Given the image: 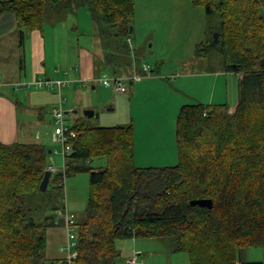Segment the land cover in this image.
I'll return each instance as SVG.
<instances>
[{
    "label": "trees",
    "instance_id": "16d2710c",
    "mask_svg": "<svg viewBox=\"0 0 264 264\" xmlns=\"http://www.w3.org/2000/svg\"><path fill=\"white\" fill-rule=\"evenodd\" d=\"M189 1L220 19L219 37L207 28L195 54L221 53L224 69L238 77L237 106L184 105L176 120L178 163L168 167L136 166L133 123L88 127L68 119L76 137L63 149L58 172L45 144L0 143V264H44L49 230L66 228L60 213L74 216L76 264H119V241L163 238L190 264H264L242 258L248 248L264 251V0ZM77 5L88 7L103 41V66L115 77L131 74L135 0H7L0 1V16L15 14L26 36L44 32L48 10L62 17ZM63 87L53 90L61 94ZM97 158L106 165L93 167ZM78 174L90 177L82 222L63 197L65 179ZM52 192H60L62 205L51 204ZM196 200H211L213 208L192 206ZM67 245L68 239L65 254Z\"/></svg>",
    "mask_w": 264,
    "mask_h": 264
},
{
    "label": "rangeland",
    "instance_id": "374dc122",
    "mask_svg": "<svg viewBox=\"0 0 264 264\" xmlns=\"http://www.w3.org/2000/svg\"><path fill=\"white\" fill-rule=\"evenodd\" d=\"M135 4V17L132 24L135 31L132 34L133 42L131 45L133 53L132 55L130 54L131 58L134 59V68L137 67L143 72L145 71V66H148L155 71V76H161L162 82L160 80L153 83L145 82L144 84L135 82L134 85L125 83L128 92L126 94H117L112 92V89L107 90L99 82L102 74L105 71H109L106 65L100 66L99 61H96L95 69L98 70V73L94 86L90 84L87 88H82L80 85L76 90L70 91L63 89L61 94L66 100L63 110L65 112L69 111L68 119L72 123L81 122L85 123L88 127L126 126L133 123L138 145L139 141L141 144L143 143L145 150L151 147V145L146 143L154 141L151 137L156 132L161 134L164 129L167 132V136H163L168 137L173 134L170 124L172 119L168 123L160 125V113L157 111L164 103L165 106L161 108L168 107L167 118H171L173 115L169 111L170 108H174L172 97L168 102V95L161 92L167 91L166 83L175 85L174 81L190 68L195 71L203 68H210L215 71L221 70L224 67V60L217 49L211 50L210 55L202 59L196 58L195 54L196 46L204 42L208 37L205 34L207 28L213 31V37L217 33L220 27V19L217 14L208 15L203 8L194 7L189 0H135ZM71 12L65 13L61 17L50 10L47 11L46 25L49 31H54V34L48 35L47 40L50 44L47 46L48 50H52L56 57L57 55L64 57L68 54L71 60L77 58L80 50L93 55L95 44L94 35L92 34H94L97 28L91 19L88 7H79L77 5L76 8L72 7ZM74 26L77 29L73 30ZM61 28L66 32L60 34L58 29ZM28 37L29 35L26 36V38ZM55 42L62 44L61 49ZM67 66L66 70L70 69V65L67 64ZM146 73L149 76L150 71H146ZM145 77L144 73H142V79ZM234 77L236 79L235 75ZM183 81L187 82L185 78H183ZM189 82L192 83L190 80ZM222 82L223 80L221 79L219 83ZM213 86L214 78H209L205 80V83L200 85V88L194 94H196L199 100H206L210 96L207 90L209 88L212 94L214 90ZM93 87L95 88L93 89ZM31 90L40 93L51 92L52 94H58L57 92H52L50 89L38 91L36 88H31ZM220 90L221 88L217 86V93ZM229 93V101L224 100L221 93L218 94L219 97L216 101L224 100V102L229 104V107L235 108L238 103V91H235L234 88L232 90L230 87ZM115 95L124 97L116 101L114 100ZM110 103H114V107L116 105L117 108L110 107ZM24 105L26 108L20 107L19 109L21 119L31 125L35 117L32 118V116H27L25 113L23 116L24 109H29L31 115L34 116L37 112L31 109L33 107L28 105L27 102ZM54 107L60 108L59 101L55 103ZM54 107L48 106L45 109L47 113H50ZM86 111H94V117H86ZM27 118L29 119L27 120ZM161 120L163 121L162 118ZM49 123H44L47 130L43 131L49 135L44 144L52 151V154H49L48 162L54 167V171L58 172L64 168L63 147L62 144L54 142L55 124ZM154 148L158 149L157 152H154L155 158L159 154L162 157L160 160L158 158L153 160L152 165L162 167L164 164L172 166L178 163V154L175 163L172 161H167V163L162 161L164 160V156L170 153V142L159 141V146L155 145L153 146ZM135 164L138 167L142 166L137 160H135ZM144 164L142 167H144ZM105 165L106 159L104 158H97L92 162V166L95 168L104 167ZM64 189L63 197L66 208L77 216L78 222H82L85 219V210L90 190L89 174H78L66 178ZM51 195L53 196L51 204L62 205L61 200L59 201L60 192H52ZM62 228L51 229L48 232L47 261L44 264H53L51 259L61 258V255L62 257H66V254L61 249L65 244L62 238L67 241V231H65L66 228H63L65 232V236H63ZM58 232L61 233V236L54 235V233ZM144 241H147L151 247L147 251L142 250L143 260L141 264H190L189 256L186 253L174 251V243L171 239H142L143 248L146 244ZM127 244H130L129 248ZM118 248L122 254V261L119 264H126L127 258H130L134 254L133 241H119ZM242 258L249 261H263L264 251L260 248H248L242 252ZM125 259L126 261L123 263Z\"/></svg>",
    "mask_w": 264,
    "mask_h": 264
},
{
    "label": "crops",
    "instance_id": "0c3cea01",
    "mask_svg": "<svg viewBox=\"0 0 264 264\" xmlns=\"http://www.w3.org/2000/svg\"><path fill=\"white\" fill-rule=\"evenodd\" d=\"M7 1V0H0ZM136 9V4H135ZM77 29L74 26L73 30ZM60 34L65 33L64 29H58ZM135 31V30H134ZM54 34V31H49L47 25L44 28V32H32L29 33V37L22 36L21 30L18 28L16 15L13 13H5L0 16V143L13 145L16 143H40L44 144L45 141L49 138V135L43 130L46 129L44 123L50 122L49 124L54 123L53 112L59 107H54L55 103L59 101L60 107L65 104L66 100L62 94H52L51 92L40 93L37 91H32L31 88L34 87V83L36 80H50V81H61L66 80L69 81L70 84H66L63 89L76 90L78 86H82V88H87L88 85H93L96 82V77L98 70L95 69L96 61H99L100 66H103L105 61V51L103 48V41L101 37L98 35V31L94 32L93 39L95 44V51L93 55L84 53L83 50L79 51V54L76 59L71 60L68 54L64 57L55 55L52 50H48L47 46H49L48 35ZM206 34V33H205ZM133 42V40H132ZM55 44L61 49L62 44ZM65 46V45H63ZM82 49V48H80ZM50 64V65H49ZM67 64L70 65V69L66 70ZM62 69V71H61ZM102 72V71H101ZM99 72V73H101ZM141 69L135 67L131 74H126L123 77L127 78V83L134 85L135 82H139L138 84H144L145 82H156L160 80L161 76H155V74L146 75L144 79H142ZM108 74L114 76L112 73L105 71L102 75ZM183 78L187 80L183 81ZM209 78H214V90L211 94L209 88L207 90L208 98L206 100H199L195 92L198 91L200 85L205 83V80ZM142 79V80H141ZM223 80L222 83H219L220 80ZM192 81L191 82H189ZM164 82V81H163ZM166 83V82H165ZM175 85H170L166 83L167 91H161L168 95V102L171 100L174 102V108H170V113H173L171 118H167L168 115V107L161 108L165 106L164 103L161 107L157 109L160 113V125H164L170 121L173 134L167 136V132L163 129L162 133L158 132L151 138H153V142H148L146 144L151 145L144 150L143 143L141 144L139 141V145L137 139L135 137V160L139 161L140 165L144 167H157L158 165H152V161L158 158L161 159L162 155L159 154L155 158L154 152H157L158 149L153 146L158 145L159 141H168L170 142V153L164 156V160L172 161L175 163V159L177 156V147H176V120L179 114L180 109L186 104L193 103H203L207 105L211 104H227L224 102L229 101L228 95L230 94V87L238 91V77H234V74L228 73L224 67L221 70H212L210 68H203L197 71L193 69H189L187 72L182 73L175 81ZM17 84H28L27 88H21L20 90L14 91L13 86ZM164 84V83H163ZM217 86L221 88V90L217 93ZM95 87H93L94 89ZM37 89V88H36ZM62 89V91H63ZM110 90L112 88H107ZM45 90V89H37ZM51 90V89H50ZM52 91V90H51ZM52 92H57L53 90ZM112 92H115L112 89ZM128 92V91H127ZM126 92V93H127ZM62 93V92H61ZM117 93V92H115ZM123 93V94H126ZM221 93L224 100L216 101L219 97L218 94ZM227 93V95H226ZM229 93V94H228ZM120 94V93H117ZM124 96H114V100L118 101L119 98ZM222 99V98H221ZM25 102L30 105L31 109H34L37 112L34 115H31L29 109H24L23 116L26 114L27 116L35 117L34 121L31 125H29L25 120L21 119L20 116V107H25ZM110 107H114V103H110ZM238 104V103H237ZM48 106L54 107L50 113H47L45 109ZM109 106V105H107ZM26 108V107H25ZM115 109L117 106L115 105ZM232 108V107H230ZM114 109V110H115ZM234 109V108H232ZM111 110V111H114ZM25 113V114H24ZM69 111L66 112L68 114ZM22 115V114H21ZM163 119V121L161 120ZM29 118H27L28 120ZM55 124V123H54ZM164 127V126H163ZM165 128V127H164ZM166 129V128H165ZM47 130V129H46ZM55 132V128H54ZM54 135V134H53ZM165 135V136H163ZM145 141L144 138H142ZM169 146V144H168ZM157 147V146H156ZM52 154V151L49 152ZM153 156V157H152ZM143 163V164H142ZM169 163V162H168ZM146 165V166H145ZM139 166V167H142ZM171 166V165H170ZM174 166V165H172ZM159 167V166H158ZM162 167H168L164 164ZM62 228V227H57ZM64 228V227H63ZM62 228L63 236H65L64 229ZM55 229V228H54ZM50 231V230H49ZM66 231V230H65ZM56 236H61V233H54ZM67 236V233H66ZM62 241L65 243L66 239L62 238ZM133 241L134 254L137 253L141 259L142 258V250L147 251L151 245L146 242L143 248L142 239H136ZM127 247H130V244H127ZM133 254V255H134ZM132 255V256H133ZM131 256V257H132ZM130 257V258H131ZM130 258H127L130 260ZM64 257L61 258H53L51 259L52 263H61ZM126 259L123 261L125 263ZM58 263V264H59Z\"/></svg>",
    "mask_w": 264,
    "mask_h": 264
},
{
    "label": "built area",
    "instance_id": "2783aa9c",
    "mask_svg": "<svg viewBox=\"0 0 264 264\" xmlns=\"http://www.w3.org/2000/svg\"><path fill=\"white\" fill-rule=\"evenodd\" d=\"M130 44L132 45V41L130 40ZM145 68H149L146 67ZM125 78L122 77H115L108 74H104L99 79V82L103 84L107 88H112L115 92L123 94L128 91V88L125 85ZM56 85L61 88L65 84L61 83L60 81H48V80H36L34 83V87L37 89H51L53 90L56 88ZM28 84H17L13 86V90L17 91L21 88H27ZM54 122H55V132H54V142L60 143L63 146V149L67 148L68 150L70 147H66L67 142L70 138L76 137L75 132L72 130V124L67 118L66 112L63 110V107L54 110L53 112ZM49 171L52 172V168H49ZM53 173V172H52ZM61 218H65L66 221V231H67V251H66V259L67 264H76L75 261L78 258V250L77 248V234L75 231V220L74 216L67 215L65 216L64 213H60L59 215ZM64 250V249H63ZM62 250V251H63ZM140 257L138 254H135L130 260L129 264H140Z\"/></svg>",
    "mask_w": 264,
    "mask_h": 264
},
{
    "label": "water",
    "instance_id": "95a60500",
    "mask_svg": "<svg viewBox=\"0 0 264 264\" xmlns=\"http://www.w3.org/2000/svg\"><path fill=\"white\" fill-rule=\"evenodd\" d=\"M133 30H134V28L131 27V32ZM218 37H219V35H218V33H216L214 35V38L217 39ZM85 115H86V117L92 118V117H94L95 112L94 111H86ZM51 178H52V172L51 171H47L45 176H44V179L42 181V184H41V190L43 192L47 191V189H48V187L50 185ZM191 205L192 206H200V207H204V208L206 207V208H209V209L213 208V202L211 200H196V201H192Z\"/></svg>",
    "mask_w": 264,
    "mask_h": 264
},
{
    "label": "clouds",
    "instance_id": "9594fccd",
    "mask_svg": "<svg viewBox=\"0 0 264 264\" xmlns=\"http://www.w3.org/2000/svg\"><path fill=\"white\" fill-rule=\"evenodd\" d=\"M135 254H137V253H135ZM135 254H134V255H135ZM134 255H133V256H134ZM133 256H132V257H133ZM132 257H131V258H132ZM131 258H130V259H131ZM140 263H141V262H140Z\"/></svg>",
    "mask_w": 264,
    "mask_h": 264
}]
</instances>
